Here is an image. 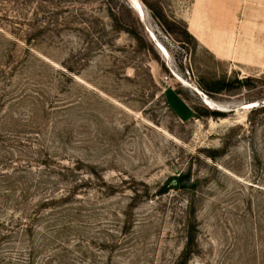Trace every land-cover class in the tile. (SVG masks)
I'll return each instance as SVG.
<instances>
[{
	"label": "rangeland",
	"instance_id": "obj_1",
	"mask_svg": "<svg viewBox=\"0 0 264 264\" xmlns=\"http://www.w3.org/2000/svg\"><path fill=\"white\" fill-rule=\"evenodd\" d=\"M5 168L71 221L0 264H264V0H0Z\"/></svg>",
	"mask_w": 264,
	"mask_h": 264
},
{
	"label": "trees",
	"instance_id": "obj_2",
	"mask_svg": "<svg viewBox=\"0 0 264 264\" xmlns=\"http://www.w3.org/2000/svg\"><path fill=\"white\" fill-rule=\"evenodd\" d=\"M240 82V80H236ZM218 91L228 90L232 82L220 80ZM202 87V86H201ZM203 90H209L206 86L202 87ZM217 113V112H213ZM8 161L12 162L11 159ZM6 165V164H5ZM18 168L15 164H12V170ZM5 171L1 172L0 170V210L6 211L11 209L7 219H0V239L4 236L11 237V234H16V236H24L28 240L32 241L36 232V226L34 221L38 219V212L33 208L29 207V194L31 189V180L28 175V171L25 169L19 172H8L7 168ZM179 179H172L169 184L175 186L179 184ZM164 186L165 190L168 186ZM194 184L189 185L188 187L192 188ZM183 187H186L184 184ZM70 193V190L67 191V194ZM42 203H53V202H64V197L58 198V196H50L42 198ZM51 213L48 216H45L42 219L43 229L36 232L37 237L43 242L50 241V245L55 244V242L61 243V240L58 238L65 232L69 231L68 225L70 224L71 215L65 214L66 209L62 208L60 205H55L50 207ZM19 210L16 216L13 211ZM4 231V232H3ZM59 239V240H58ZM56 240V241H55ZM194 234L193 227L191 226L187 232L185 246L180 254L178 264H186L191 253L192 246L194 245ZM29 262H32L33 259V248L29 247Z\"/></svg>",
	"mask_w": 264,
	"mask_h": 264
},
{
	"label": "bare ground",
	"instance_id": "obj_3",
	"mask_svg": "<svg viewBox=\"0 0 264 264\" xmlns=\"http://www.w3.org/2000/svg\"><path fill=\"white\" fill-rule=\"evenodd\" d=\"M132 7H133L134 10H136V12H138V11H137V10H138V9H137L138 6H137V7H136V6H132ZM138 8H139V7H138ZM140 9H141V8H140ZM141 12H142V9H141ZM138 16H139V15H138ZM205 104H206L207 106L209 105L208 102H207V103L205 102ZM208 107H210V106H208ZM221 109H223V108H221Z\"/></svg>",
	"mask_w": 264,
	"mask_h": 264
}]
</instances>
